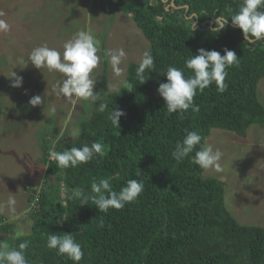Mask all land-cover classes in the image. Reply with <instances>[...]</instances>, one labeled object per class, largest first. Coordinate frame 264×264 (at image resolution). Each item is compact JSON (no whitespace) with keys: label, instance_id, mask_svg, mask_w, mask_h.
<instances>
[{"label":"trees","instance_id":"trees-1","mask_svg":"<svg viewBox=\"0 0 264 264\" xmlns=\"http://www.w3.org/2000/svg\"><path fill=\"white\" fill-rule=\"evenodd\" d=\"M242 3L111 0L113 10L129 16L148 41L154 66L146 70V82L140 85L139 64L130 63L125 80L132 88L124 84L115 92L107 89L104 75L100 100L89 118L80 120L75 137L68 133L50 141L40 135L36 163L44 166L45 175L39 188L25 187L33 222L27 234L11 241L8 236L14 225L0 217V242L18 247L29 240L28 264H73L47 247L49 234H72L84 252L79 264H264V228L237 224L224 208L222 182L203 179L202 169L190 163V157L177 161L171 156L189 131H197L204 144L212 129L244 136L250 126H264V107L256 93L264 77V42L248 45L230 20L218 34L211 31L215 15L230 18L228 9L236 12ZM193 12L199 16L194 32L186 20ZM201 48L222 56L225 49L235 51L240 64L227 69L225 92H218L215 84L197 92L198 112L189 109L183 118L169 114L157 93L159 85L167 82L164 74L175 66L190 77L185 61ZM101 52L106 72L103 48ZM99 103L109 109L100 112ZM117 109L125 113L119 128L108 119L109 111ZM94 142L106 146V155L76 168L62 169L49 158L50 149L62 152ZM137 169L141 176L135 175ZM110 176L115 177L112 187L117 192L129 179L143 181L144 190L135 202L107 214L91 201L80 206L79 200H66L65 188L90 192L93 180ZM101 219L103 227H98Z\"/></svg>","mask_w":264,"mask_h":264},{"label":"rangeland","instance_id":"rangeland-1","mask_svg":"<svg viewBox=\"0 0 264 264\" xmlns=\"http://www.w3.org/2000/svg\"><path fill=\"white\" fill-rule=\"evenodd\" d=\"M0 12L5 14L0 18L11 26L9 33H0V202L7 200L9 193L15 195V217L2 213L14 225L8 236L12 241L27 234L33 222L27 210L25 187L39 188L45 175L44 166L36 163L40 135L50 141L65 138L68 133L75 137L78 123L89 118L92 108L87 101L56 94L54 85L62 74L46 68L38 70L30 63L24 67L20 58L27 59L32 49L42 45L62 53L65 42L82 30L90 31L100 48L101 63L94 70L93 89L98 94L104 75L110 92L122 88L120 81L125 80L127 66L139 64L149 44L129 16L113 10L111 0H0ZM120 48L126 52V59L121 65L124 76L118 78L106 53ZM12 72L22 77L21 87L11 86ZM256 93L264 107V77ZM36 95L44 96V106L29 105ZM53 107L54 113L50 111ZM204 144L223 154V172L202 169V178L222 182L226 212L241 226L264 228V126L254 124L244 136L212 129Z\"/></svg>","mask_w":264,"mask_h":264},{"label":"clouds","instance_id":"clouds-1","mask_svg":"<svg viewBox=\"0 0 264 264\" xmlns=\"http://www.w3.org/2000/svg\"><path fill=\"white\" fill-rule=\"evenodd\" d=\"M232 15L226 18L224 15H215L213 20L214 27L212 32L219 33L226 27L229 20L232 26L238 28L243 35L245 43L255 45L258 42H264V0H243L239 10L233 12L228 9ZM5 14L0 12V17ZM199 16L193 12L186 17L191 31L194 32L197 25L194 22ZM11 30L10 24L3 18H0V33L7 34ZM99 41L90 31H80L72 39L63 44L61 53L55 48L42 45L32 49L27 59L20 58V63L26 67L29 63L36 69H48L62 74V79L55 85L56 94L61 98L73 100L79 98L87 101L91 106H96L100 100L99 94H94L93 89L96 84L94 70L101 63ZM106 55L109 58L114 75L118 78L123 77L125 69L121 67L126 59V52L123 48L109 50ZM240 58H237L235 51L225 49L223 56L215 50L207 51L203 48L198 49L195 56L185 61L187 69L192 71L190 77H186L183 69L175 66L168 67L166 73V83H161L157 89L158 95L163 99L165 108L169 114H177L183 118L184 114L191 109L192 112H198L199 106L194 105V97L197 92H203L210 85L215 84L217 91L223 93L227 90L225 79L228 75L227 69L232 66H239ZM154 66V59L150 50H145L136 70L137 80L140 85L146 81L144 74L146 70L151 71ZM13 88L22 86V77L14 72L11 74ZM126 84L130 89L131 84L126 80L120 81ZM74 102V101H73ZM32 107L44 106V96L36 95L28 101ZM98 109L104 112L109 109L108 104L99 103ZM55 112V108H50ZM122 110L109 111L108 119L111 124L119 128V119L124 116ZM77 133H73L76 135ZM202 136L195 130L187 132L181 142H177L174 150L171 152L173 159L183 161L190 157V163L197 165L203 170H213L217 173L223 172L221 166L222 152L214 150L212 145L202 143ZM197 145L199 149L197 150ZM191 155L190 154H193ZM106 155V146L101 142H94L91 145L82 147H72L62 152L49 150V158L56 161L58 167L62 169L76 168L87 164L96 157L103 158ZM136 176H141L139 169L135 172ZM115 177L101 178L99 181L93 180L90 192L76 187L72 189L65 188L66 200H79L80 206L87 205L89 201L95 208L107 214L110 209L120 210L126 204H131L137 200L144 190V183L141 180L129 179L126 186L118 192L113 190L112 180ZM17 201L15 195L10 194L7 200L0 202V213L7 212L10 216L16 215ZM98 227H103V220H100ZM29 240L19 243L18 247H10L9 244L0 242V264H28L25 250L29 247ZM47 247L56 250L58 255L65 256L73 264H79L84 256L82 246L77 243L72 234H49L47 237Z\"/></svg>","mask_w":264,"mask_h":264},{"label":"crops","instance_id":"crops-1","mask_svg":"<svg viewBox=\"0 0 264 264\" xmlns=\"http://www.w3.org/2000/svg\"><path fill=\"white\" fill-rule=\"evenodd\" d=\"M0 217H3V214L2 213H0ZM14 219V218H13Z\"/></svg>","mask_w":264,"mask_h":264}]
</instances>
